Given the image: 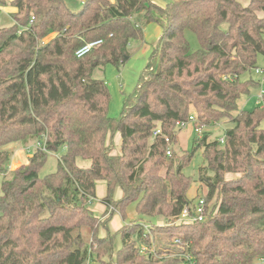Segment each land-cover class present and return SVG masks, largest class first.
<instances>
[{
  "label": "trees",
  "instance_id": "16d2710c",
  "mask_svg": "<svg viewBox=\"0 0 264 264\" xmlns=\"http://www.w3.org/2000/svg\"><path fill=\"white\" fill-rule=\"evenodd\" d=\"M10 4L17 8L11 25H2L0 11V264H86L95 253L108 256L109 264L264 261V105L238 106L251 87L264 88V78H241L264 54V0H172L164 6L153 0H83L78 11L65 0ZM151 22L162 26L160 38L136 87L125 94L121 115L112 117L108 85L93 73L107 63L121 66ZM186 30L197 35L198 50H191ZM96 40L102 42L76 55ZM191 116L194 126L222 119L232 125L223 141L209 140L205 131L188 154L172 153L176 129L182 128L177 122ZM17 142L37 146L26 164L11 170L7 146ZM200 147L206 164L198 181L208 192L195 200L188 191L196 180L184 168ZM58 151L57 170L40 178L48 153ZM78 158L90 165L80 166ZM98 181L106 184L101 202L124 221L135 202L141 218L162 219L167 226L124 223L118 231L122 245L114 251L111 212L101 225L107 234L100 236L95 227L87 241L80 219L95 221L90 203ZM117 187L120 199L114 198ZM200 198L204 220L178 221ZM157 228L180 238L174 244L181 249L153 250L160 241Z\"/></svg>",
  "mask_w": 264,
  "mask_h": 264
},
{
  "label": "rangeland",
  "instance_id": "374dc122",
  "mask_svg": "<svg viewBox=\"0 0 264 264\" xmlns=\"http://www.w3.org/2000/svg\"><path fill=\"white\" fill-rule=\"evenodd\" d=\"M9 3L7 5L2 6L0 11L4 14V21L2 25H11L14 22L13 15L17 12V10L11 11L12 0H8ZM156 4L164 6L168 2L172 0H153ZM65 3L68 8L72 11H78L82 7L83 0H65ZM262 14V13H261ZM162 32V26L157 22H151L146 25L144 29V39L143 40H134L130 45V56L128 59L119 67L112 63H107L103 66H100L95 69L93 76L97 79H103L106 81L110 95V105H109V115L112 117L120 116L123 111L124 106V98L125 94H128L133 91L136 87L139 79L142 75L143 70L149 62L151 52L154 46L157 44L158 39L160 38ZM55 34H51L46 41L54 37ZM185 36L190 44V48L192 51H196L200 47V43L197 35L191 31L186 30ZM256 68H258L261 72H257ZM253 70L242 75V79H250L262 81L264 78V54H260L257 59V67ZM260 87H251L250 92L243 94L238 100L239 110H252L256 106L264 105L263 102L258 100V95L260 93ZM232 123L229 119H222L218 123L212 126L203 127V132L198 133L195 131V126L192 122L186 125L183 128L176 129L177 130V138L170 145L172 153H189L193 150L195 146L196 138L202 137L205 131H209V140H213L215 138H220L224 135L225 130L231 126ZM120 143H121V135L120 133L116 134L115 137V148L113 152H120ZM36 143L24 144L23 142L13 143L7 146L13 152L12 160L9 165L11 170L19 169L24 164L27 163L29 156L36 149ZM203 148H199L196 150V153L191 160V162L184 168V173L191 177L193 180L192 185L188 191V196L192 199H198L204 195H207L208 187L203 183L198 181L199 178V170L202 166L206 164L203 158ZM62 152H49L47 160L45 164L39 170L40 178H44L47 174L53 173L58 168V161L61 157ZM78 164L80 166H89L90 160H84L82 158H78ZM234 173H227L226 177L231 178L235 177ZM43 182H40V186H42ZM106 184L103 181L97 182V195L96 198L93 199L90 203V208L92 209L95 221L87 215L81 217L80 221L82 223V231L85 234L86 240L91 242L94 234V228L98 227L100 230V236L104 237L107 234V229L105 227H101V225L112 216L111 212H115V214L111 217V220L108 224V230L115 235L114 237V251H117L122 245V239L119 234V229L124 223H129L133 221H139L144 225H147V229L151 228V225L156 223L155 227L158 226H167L164 220L159 219L158 221H154L143 217L141 218L135 209V202L131 203L127 208V216L125 221L120 215V212L116 210V208L111 207L106 211H101L102 204L97 199H101L105 194ZM2 194V177H0V195ZM123 195L122 189L117 187L114 193L115 199H120ZM49 198V197H48ZM49 200V199H48ZM216 201V197H214L209 205L210 209L214 202ZM49 203L55 208L56 204L51 198ZM95 225V226H94ZM155 230L160 237V241L156 240L152 247L153 250L169 247L172 251L176 249H181L180 246L175 245V237H170L164 231ZM153 231V230H152ZM154 240V239H153ZM152 240V241H153ZM110 258L106 255L94 254L91 260L87 261L86 264H109ZM261 260H256L255 264H264V262L260 263ZM179 264H186L185 262H180Z\"/></svg>",
  "mask_w": 264,
  "mask_h": 264
},
{
  "label": "built area",
  "instance_id": "2783aa9c",
  "mask_svg": "<svg viewBox=\"0 0 264 264\" xmlns=\"http://www.w3.org/2000/svg\"><path fill=\"white\" fill-rule=\"evenodd\" d=\"M0 8L2 9V5H0ZM102 42V40H96V41H92L89 42L85 45H83L82 47H80L77 51H76V55L78 57H82L85 54H87L88 52H90L95 46L99 45ZM257 72H261L258 68L256 69ZM258 100L264 103V88H261L260 93L258 95ZM190 122H192L193 124L196 123V119L194 116H191L189 121H183V122H177V125L179 127H185L186 125H188ZM205 127V126H204ZM195 131L198 133H202L203 132V126H195ZM159 133H161V129L158 128L154 135H158ZM168 139V138H167ZM221 141L224 140L223 137L220 138ZM168 154H170V152L168 151ZM205 199L204 198H200L196 205L194 207H188L186 206L183 211L180 214V217L178 218V221L180 222H195V221H200V220H204L205 215H204V209H205ZM147 228V225H144ZM176 243H180V238H176L175 239ZM146 247H143V250H145Z\"/></svg>",
  "mask_w": 264,
  "mask_h": 264
},
{
  "label": "crops",
  "instance_id": "0c3cea01",
  "mask_svg": "<svg viewBox=\"0 0 264 264\" xmlns=\"http://www.w3.org/2000/svg\"><path fill=\"white\" fill-rule=\"evenodd\" d=\"M11 11H13V10H17V8H15V7H13V6H11ZM116 137V136H115ZM104 182V181H103ZM123 192V191H122ZM105 195H106V188H105V194H104V196H102V198L103 197H105ZM101 198V199H102ZM101 199H97L98 201H100V203L102 204V206H101V211H106L107 210V207H106V205L105 204H103L102 202H101ZM119 199V198H118ZM262 262H264L263 260L262 261H260V263H262Z\"/></svg>",
  "mask_w": 264,
  "mask_h": 264
}]
</instances>
